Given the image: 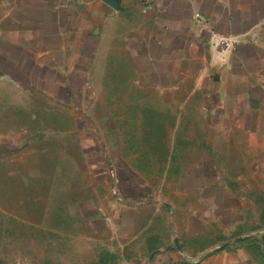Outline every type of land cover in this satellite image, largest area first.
Returning <instances> with one entry per match:
<instances>
[{"label":"crops","instance_id":"1","mask_svg":"<svg viewBox=\"0 0 264 264\" xmlns=\"http://www.w3.org/2000/svg\"><path fill=\"white\" fill-rule=\"evenodd\" d=\"M2 236L54 249L28 264H264V0H0Z\"/></svg>","mask_w":264,"mask_h":264},{"label":"rangeland","instance_id":"2","mask_svg":"<svg viewBox=\"0 0 264 264\" xmlns=\"http://www.w3.org/2000/svg\"><path fill=\"white\" fill-rule=\"evenodd\" d=\"M2 234L3 233H1V235ZM20 234L23 236L22 232ZM50 234L53 235V233ZM51 240L52 239L48 238L45 244L48 245ZM0 244H2V246H0V264H28L31 261H36L39 254L42 255L54 252V249L48 247L17 246V248L11 247L9 249L6 247V240L3 236L0 237ZM20 245H22V243Z\"/></svg>","mask_w":264,"mask_h":264},{"label":"built area","instance_id":"3","mask_svg":"<svg viewBox=\"0 0 264 264\" xmlns=\"http://www.w3.org/2000/svg\"><path fill=\"white\" fill-rule=\"evenodd\" d=\"M193 21H194V24H195L197 30H199L200 32H202L204 30L213 31V27H212L210 19H208L206 16H204L200 12H196L194 14ZM219 45L221 47L227 48L229 46V42L226 38H221L219 40Z\"/></svg>","mask_w":264,"mask_h":264}]
</instances>
